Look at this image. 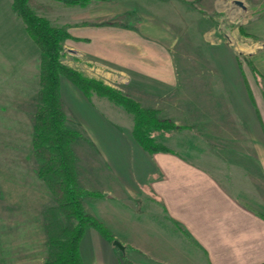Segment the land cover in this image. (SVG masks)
Returning <instances> with one entry per match:
<instances>
[{"label":"crops","instance_id":"obj_1","mask_svg":"<svg viewBox=\"0 0 264 264\" xmlns=\"http://www.w3.org/2000/svg\"><path fill=\"white\" fill-rule=\"evenodd\" d=\"M260 9L247 23L253 35L240 32L237 43L224 39L221 27L218 34L212 27L198 45L178 47L168 23L159 33L161 21L152 22L149 33L122 21L88 20L68 28L71 37L66 41L74 46L70 50L99 58L102 69L109 70L106 74L117 72L112 77L121 82L122 91L177 124L155 133L159 140L182 133L204 141L181 144L186 152L169 146L168 151L150 153L134 139L131 127L114 122L83 92L85 97L61 81L70 113L75 116L72 106L85 105L108 127L106 133L123 141L105 142L88 128L87 160L83 166L77 161V170L82 166L86 179L92 170L117 175L118 182L124 181L120 196L132 205L142 196L158 201L163 226L170 231L167 250L158 243L144 244L126 222L116 228L85 200L86 209L111 228L124 249L88 227L81 240L84 264H264V91L248 62L264 73ZM176 52L183 69L177 68ZM81 174V184L91 190ZM102 191L113 198L109 187ZM0 202L7 203L0 204V264H43L41 209L47 204L31 193L0 195Z\"/></svg>","mask_w":264,"mask_h":264},{"label":"rangeland","instance_id":"obj_2","mask_svg":"<svg viewBox=\"0 0 264 264\" xmlns=\"http://www.w3.org/2000/svg\"><path fill=\"white\" fill-rule=\"evenodd\" d=\"M38 1L44 4L42 8H35L39 14L49 17L54 24L67 28L79 23L86 25L88 20L102 24L122 21L149 33L152 32L149 28L150 24L161 21L162 24L157 26L162 28L159 30L161 33L168 27L164 26L166 22L171 26L168 28H171L176 35L178 47L184 44L192 47L198 45L200 37L207 34L205 30L212 27L217 30L216 34L221 27L224 39L237 43L241 38L239 27L243 26L251 31V27L247 24L248 20L264 5L261 4L260 7L259 3L254 5L252 0H242L243 5L236 3L235 0H99L86 5L69 4L63 0ZM72 47L74 46L70 41L65 42V52L62 58L64 63L90 77L101 79L106 84L119 87V89L123 87L121 82L112 77L117 72L110 69L112 74L109 76L106 74L109 70L102 69V61L99 58L92 55H79L74 49L70 50ZM175 56L177 68L183 69L179 52H176ZM38 72L39 49L37 45L27 33L21 18L13 11L11 0H0V195L6 197L8 194L15 193L18 195L37 194L41 204L49 205L53 201L42 180L35 174L36 161L31 148L33 112L39 87ZM62 80L65 85L68 83L73 85L81 93L80 95L84 96L82 91L68 78L62 77ZM92 98L91 101L114 122L127 129L132 126L131 116L122 107L97 94ZM84 106L81 104L78 108L71 107L78 121L70 113L68 107H65L69 124L79 129L82 135L73 143L77 161L82 166L84 160H87L85 137L90 134L88 128L96 129L101 140L105 142L112 139L123 145L121 139L106 133L108 127L96 120ZM80 118L84 121L81 122ZM159 132L163 131L156 133ZM166 140L164 142L168 146L182 152H186L182 145L189 142L204 144L202 139L190 138L182 133H176L175 136L166 138ZM187 154L199 159L196 153ZM82 166L78 169L79 174L84 172ZM87 173L88 180L82 174L80 178L84 183H89L91 190L101 193L100 196H86L85 200L91 210L102 214L107 219H112L116 228L126 222L128 230L135 232L134 235L139 236L144 244L158 243L167 250L170 231L166 228L168 226H163L164 216L158 201H149L142 196L141 200L136 199L132 205L130 201L120 196L124 181L120 179L118 182L117 175H110L107 170H92ZM104 187L111 189L113 198L109 199V194L102 191ZM2 203L7 204L0 202ZM126 203L130 207L125 206ZM165 222L167 223L166 220ZM127 253L129 255L131 251L127 250ZM128 255L125 257L128 258ZM136 255L139 258L142 256L141 252H136Z\"/></svg>","mask_w":264,"mask_h":264},{"label":"trees","instance_id":"obj_3","mask_svg":"<svg viewBox=\"0 0 264 264\" xmlns=\"http://www.w3.org/2000/svg\"><path fill=\"white\" fill-rule=\"evenodd\" d=\"M63 1L86 5L99 0ZM252 2L263 4L264 0ZM11 4L39 49V87L33 112L31 148L36 161L35 174L53 199L52 204L41 209L46 233L43 264H84L81 240L88 227L95 228L110 241L115 239V235L102 219L86 209V196L101 193L88 190L79 180L73 143L81 132L69 124L61 93V78L72 81L90 100L97 94L122 107L131 116L134 139L150 153L170 149L155 133L176 129L177 124L172 119L160 116L157 109L142 105L121 89L64 63L65 42L71 33L66 26L56 25L49 17L36 11V7L42 8L44 4L38 0H11ZM239 28L242 34L253 35L245 27ZM248 62L264 91V73L251 61Z\"/></svg>","mask_w":264,"mask_h":264},{"label":"water","instance_id":"obj_4","mask_svg":"<svg viewBox=\"0 0 264 264\" xmlns=\"http://www.w3.org/2000/svg\"><path fill=\"white\" fill-rule=\"evenodd\" d=\"M236 3L243 5V1L242 0H235ZM113 242L118 245L120 248L124 249V245L117 239H114Z\"/></svg>","mask_w":264,"mask_h":264}]
</instances>
